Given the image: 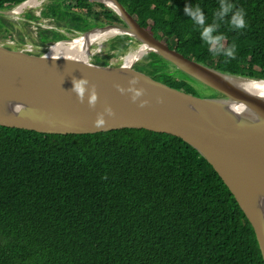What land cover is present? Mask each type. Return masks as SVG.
I'll return each mask as SVG.
<instances>
[{
  "label": "trees",
  "instance_id": "1",
  "mask_svg": "<svg viewBox=\"0 0 264 264\" xmlns=\"http://www.w3.org/2000/svg\"><path fill=\"white\" fill-rule=\"evenodd\" d=\"M25 1L0 0V9ZM55 1L44 16L123 22L93 0ZM119 1L140 26L185 57L264 79V0H229L245 10L247 21L244 29L230 27L231 14L219 21L225 48L237 45L231 60L208 51L201 29L184 12L199 4L212 23L220 0ZM114 39L110 49L125 53L129 37ZM146 58V74L197 95L196 80L167 71L153 53ZM0 264L264 262L233 195L181 138L146 129L64 135L0 125Z\"/></svg>",
  "mask_w": 264,
  "mask_h": 264
},
{
  "label": "water",
  "instance_id": "2",
  "mask_svg": "<svg viewBox=\"0 0 264 264\" xmlns=\"http://www.w3.org/2000/svg\"><path fill=\"white\" fill-rule=\"evenodd\" d=\"M28 1L0 9V16L13 14ZM93 1L112 9L123 23L76 31L73 38L40 46L36 55L0 45V125L64 135L146 129L181 138L212 166L233 195L254 230L264 262V96L231 80L264 79L227 73L185 57L140 26L119 0ZM109 29L117 30L115 36L133 39L138 48L144 46L145 52L120 65L49 55L56 44ZM146 53L161 57L219 95H194L135 69V61ZM73 78L89 82L82 102L72 90ZM134 78L138 82L132 85ZM131 88L144 90L135 101ZM93 90L96 99L90 106ZM143 101L147 104L141 107ZM17 105L22 106L20 112L14 111ZM99 116L105 123L97 127Z\"/></svg>",
  "mask_w": 264,
  "mask_h": 264
},
{
  "label": "clouds",
  "instance_id": "3",
  "mask_svg": "<svg viewBox=\"0 0 264 264\" xmlns=\"http://www.w3.org/2000/svg\"><path fill=\"white\" fill-rule=\"evenodd\" d=\"M184 12L187 16L191 18L195 25L199 26V28L201 29L200 37L208 45V51L210 53H212L213 55H223L229 60L235 59L237 45L235 43H232L227 48H225V45L223 43L226 39L225 35L222 33H217L218 28L220 27L219 21H223L226 17L229 16V14L231 15L230 19L228 20V23L231 28L244 29L245 27H247V21L245 19L246 12L242 7L236 8V6L233 3L229 2V0H220L219 9L215 13L216 19L212 23H207L205 13L199 4L186 5L184 8ZM225 62H227V60ZM137 82L138 80L134 78L130 81V84L135 85ZM88 83L89 82L86 78H73L74 87L72 90L77 94L81 102L83 101L86 91V85H88ZM130 91L134 93L132 99L133 101H135L138 97L143 94L144 90L131 88ZM95 99V92L93 90V94L89 98L90 106L94 105ZM159 102H162V100ZM145 104H147V101H143L140 106L143 107ZM21 110V105H17L14 108L15 112H20ZM107 111L109 115H114L111 109H108ZM104 123L105 121L102 116H99L98 119L95 121L97 127L103 125Z\"/></svg>",
  "mask_w": 264,
  "mask_h": 264
},
{
  "label": "rangeland",
  "instance_id": "4",
  "mask_svg": "<svg viewBox=\"0 0 264 264\" xmlns=\"http://www.w3.org/2000/svg\"><path fill=\"white\" fill-rule=\"evenodd\" d=\"M52 3H54L53 0H43L42 3L40 5H38L37 7L35 6V7L25 8V9H23V11L29 10V13H32L31 10L34 9L35 11H33V13L36 14V12H37L36 8L40 7L42 10H45ZM41 9H38V10H41ZM23 16H24V14L22 12L19 13V15L11 14L7 17L5 16V19L2 21L3 24L0 26V40L5 41V43L6 42L10 43V44L15 43L18 45L24 44V43H26V41L33 42V43H35V41H39L37 38L34 41V40H32L31 37L29 38L28 36H27V40H18L21 36L20 33L25 34V30H29L32 34H35L40 30V29L37 30L36 25H33L32 23L30 25L27 22L24 23L25 21L22 20V19H24ZM85 19L86 20H83L82 18L76 19V21H75V23L77 24L76 27L79 29H82V30H89V29H92L94 27L102 26V24H100V22L105 23L102 19H100V18L97 19L96 17L87 16ZM0 21H1V17H0ZM70 21H72V20H69L68 22H70ZM82 23H84L85 25L81 26ZM24 25L27 28H25ZM42 25H49L50 26V25H54V24H48V23L43 24L42 23ZM42 27H44V26H42ZM23 34H22V36H24ZM28 35H31V34H28ZM119 36H121V35L109 37L103 44L104 48L101 51L94 52L96 54L90 60L95 62V60H97L98 57H100V59H105V60L109 61L110 64H113V65L122 64L124 56H126L129 51L136 49L138 47V44H134V43L131 44V42L129 43V40H130V38H129L126 41L129 43V46H128V49L125 53L117 52L116 50H111L110 49L111 41L114 38L115 39L119 38ZM71 37L73 38L74 35H72ZM57 39L58 38L56 37L55 40H57ZM55 40H53V39L49 40V41L46 40V42H44V43L40 42V43L42 45H44L45 43L53 42ZM41 44H39V46H42ZM6 47L10 48L11 46H6ZM93 47L94 46L92 45V48ZM11 48H17V47H11ZM147 55H148V53L143 54V56H142L143 58L142 59L140 58L141 60L139 59V60L135 61V63L133 64L135 69L144 72V70L147 67V65L144 64L146 62V60H148L146 58ZM163 68L166 69L167 71H175L177 75H180V72L176 71V69L168 62H165ZM193 83H194V86L197 88V95L198 96H202V97L207 96L208 97V96L214 95V92L211 89L205 87L204 85L200 84L199 82L193 81Z\"/></svg>",
  "mask_w": 264,
  "mask_h": 264
},
{
  "label": "bare ground",
  "instance_id": "5",
  "mask_svg": "<svg viewBox=\"0 0 264 264\" xmlns=\"http://www.w3.org/2000/svg\"><path fill=\"white\" fill-rule=\"evenodd\" d=\"M43 0H29L27 3H25L22 6H19L13 14L19 15L25 8L30 7H37L42 3ZM109 4L110 1L107 0ZM117 30L115 29H109L105 31H96L93 35L90 37H82L75 39L70 42H62L59 44H56L50 48L49 55L53 57H60L65 58L69 60H82L85 61L92 57L93 53L96 51H101L104 48V42L112 36H115L117 34ZM92 45L94 46L92 48ZM91 46V47H89ZM93 49V50H92ZM145 47L140 46L136 49L132 50L130 54L127 56H124L123 62L124 64H130L135 59L139 58L142 53L145 52ZM235 84H237L240 87H244L245 89L252 90L255 93L261 94L264 96V81L257 80V79H245V78H233L231 79Z\"/></svg>",
  "mask_w": 264,
  "mask_h": 264
},
{
  "label": "flooded vegetation",
  "instance_id": "6",
  "mask_svg": "<svg viewBox=\"0 0 264 264\" xmlns=\"http://www.w3.org/2000/svg\"><path fill=\"white\" fill-rule=\"evenodd\" d=\"M54 3H56L55 0H53ZM32 13H29V10H24L22 13L24 14V19H22L23 21H25L24 23H28L29 25L32 23L33 25H36L37 27V30L40 29L37 33L35 34H32L29 30H25V34H23L24 36H22V34L20 33V38L18 40H27V36L30 38H32V40L35 41V39L37 38L39 41H35L36 44H41L40 42L44 43L49 40H55L56 37L58 38V36H62V38H67V37H71L72 35H74V33L76 31H81V29L77 28L76 27V23L75 21L76 20H72L70 22H67L65 20L63 21H59L57 19L56 16L54 17H46L44 16V13L46 11L45 10H42L40 12V16L43 17V18H50V21L54 24L53 27H42L39 23V20H41V18H39L37 15L38 13L36 12V14L33 13V11H35L34 9L31 10ZM1 17V21L2 22L4 19H5V16H0ZM86 18V17H84ZM39 19V20H38ZM35 20V21H34ZM22 21V22H23ZM120 24H122L123 22H118ZM100 24H105V23H101ZM14 25V24H13ZM85 25L84 23L81 24V26ZM25 26V25H24ZM41 26V27H40ZM25 28H27L25 26ZM28 34H31V35H28ZM45 40V41H44ZM56 41V40H55ZM131 42V44H136V42L130 38L129 40ZM27 42V41H26ZM28 54H38L36 52H27ZM102 61H106L107 63H109V61L105 60V59H101ZM95 62H98V60H95ZM110 64V63H109Z\"/></svg>",
  "mask_w": 264,
  "mask_h": 264
},
{
  "label": "built area",
  "instance_id": "7",
  "mask_svg": "<svg viewBox=\"0 0 264 264\" xmlns=\"http://www.w3.org/2000/svg\"><path fill=\"white\" fill-rule=\"evenodd\" d=\"M38 9H41L40 7H38V8H36V10H37V13H38V17L39 18H41V20H39V22H41V23H39L41 26H44V27H53L54 25H42V23L43 24H45V23H48V24H53L51 21H50V18H43V17H41L40 16V12L42 11V9L41 10H38ZM23 12V11H22ZM37 28V27H36ZM46 44V43H45ZM0 45H2V46H11V47H17L16 49H19V50H22L23 52H25V53H27V52H36V53H40L41 52V50H40V46H39V44H36V43H33V42H29V41H27L26 43H24V44H21V45H18V44H15V43H5V41H2V40H0ZM42 45V44H41ZM130 52L131 51H129V53L128 54H130ZM96 53H93V55H92V57H94V55H95ZM127 54V55H128ZM126 55V56H127ZM92 57H90V59H92Z\"/></svg>",
  "mask_w": 264,
  "mask_h": 264
}]
</instances>
